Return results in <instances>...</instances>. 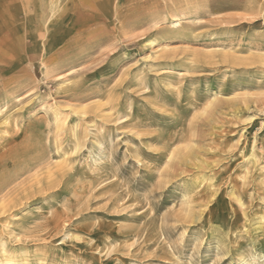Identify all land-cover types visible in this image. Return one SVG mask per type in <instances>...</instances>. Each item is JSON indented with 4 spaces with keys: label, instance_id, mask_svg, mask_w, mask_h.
<instances>
[{
    "label": "rangeland",
    "instance_id": "1",
    "mask_svg": "<svg viewBox=\"0 0 264 264\" xmlns=\"http://www.w3.org/2000/svg\"><path fill=\"white\" fill-rule=\"evenodd\" d=\"M8 260L264 264V0H0Z\"/></svg>",
    "mask_w": 264,
    "mask_h": 264
},
{
    "label": "bare ground",
    "instance_id": "2",
    "mask_svg": "<svg viewBox=\"0 0 264 264\" xmlns=\"http://www.w3.org/2000/svg\"><path fill=\"white\" fill-rule=\"evenodd\" d=\"M2 253L5 254V255H9L8 252L5 249V245L4 244H2ZM5 264H17V263L15 262V260H8Z\"/></svg>",
    "mask_w": 264,
    "mask_h": 264
}]
</instances>
